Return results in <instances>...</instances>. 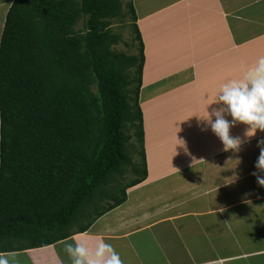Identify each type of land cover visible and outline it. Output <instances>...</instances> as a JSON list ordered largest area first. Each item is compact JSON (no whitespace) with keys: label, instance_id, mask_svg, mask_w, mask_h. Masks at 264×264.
Returning <instances> with one entry per match:
<instances>
[{"label":"crops","instance_id":"1","mask_svg":"<svg viewBox=\"0 0 264 264\" xmlns=\"http://www.w3.org/2000/svg\"><path fill=\"white\" fill-rule=\"evenodd\" d=\"M134 4L159 52L140 93L146 179L87 231L0 264H264V0Z\"/></svg>","mask_w":264,"mask_h":264},{"label":"trees","instance_id":"2","mask_svg":"<svg viewBox=\"0 0 264 264\" xmlns=\"http://www.w3.org/2000/svg\"><path fill=\"white\" fill-rule=\"evenodd\" d=\"M128 15L138 55L113 49V19ZM136 21L134 0L11 6L0 44V253L87 231L146 179ZM134 137L143 166L130 156ZM129 171L137 178L125 185Z\"/></svg>","mask_w":264,"mask_h":264},{"label":"rangeland","instance_id":"3","mask_svg":"<svg viewBox=\"0 0 264 264\" xmlns=\"http://www.w3.org/2000/svg\"><path fill=\"white\" fill-rule=\"evenodd\" d=\"M123 2H125V0H122ZM162 15H160L158 18H160ZM131 16L128 15L127 17H124L120 20L118 19H113V23L110 26V29L112 30L113 34L119 35L121 37L120 43L117 46H114L113 49H115V51L119 52V53H124V54H129V55H138V51H139V41L135 40V35L132 34L131 31ZM82 25V23L80 22L77 29L80 28ZM134 38V39H133ZM155 38V37H154ZM143 40V38H142ZM155 53H159L157 50V46H152L150 49V46L147 49V53L145 52L144 49V56L145 55H155ZM145 59V58H144ZM145 61V60H144ZM183 97V96H182ZM182 97L176 99L175 96H169L170 100L168 105H173L175 106L177 109L180 106V104L182 103L181 99ZM174 100L175 103H171L170 101ZM140 105H141V97H140ZM150 106V105H149ZM179 112V113H178ZM177 112L176 109H173V115H175L174 117L179 116V121H186L187 119L186 117H189V113H187L186 111H184L183 109H179ZM179 114V115H178ZM132 135L134 134V131L131 132ZM134 146L133 149H130V156L133 159V162L137 165H142L143 166V160L141 155L139 154L141 152V146L140 144L137 142V139L134 137L131 141ZM137 178V175L131 171H129L127 173V177L124 180V184H130L133 180H135ZM130 189V188H129ZM127 189V191L129 190ZM102 206H107L106 201L102 202ZM21 245H26L25 243L21 244Z\"/></svg>","mask_w":264,"mask_h":264}]
</instances>
